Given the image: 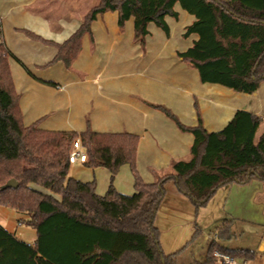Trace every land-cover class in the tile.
Returning <instances> with one entry per match:
<instances>
[{
    "label": "trees",
    "instance_id": "obj_1",
    "mask_svg": "<svg viewBox=\"0 0 264 264\" xmlns=\"http://www.w3.org/2000/svg\"><path fill=\"white\" fill-rule=\"evenodd\" d=\"M195 16L184 37L198 39L179 57L198 70L202 83L220 84L236 92L255 93L264 82V0H98L81 26L63 43L56 44L53 59L70 68L79 55L83 37L99 14L117 11L119 26L134 19L135 40L145 44L154 23L170 34L166 17L179 18L176 4ZM32 37H38L29 33ZM39 38V37H38ZM0 18V205L26 215L20 223L37 232L34 244L18 238L0 223V264H183V250L166 253L156 225L158 209L173 181L189 198L196 212L218 188L264 181V131L257 140L263 117L238 110L220 131L204 126L197 107L198 124L187 126L165 106L162 109L183 132L194 136L190 157L174 161L170 170L146 183L136 166L139 138L135 134L98 133L89 126L82 133L49 131L38 123H23ZM77 138L87 155L88 167L111 171L104 195L95 182L70 174V154ZM129 164L135 183L131 195L119 192L114 179ZM11 179L17 187L3 186ZM233 218L213 230L220 239H231ZM199 230L195 232L194 237ZM239 259H253L248 249H231L212 242L204 260L188 264H217L214 249Z\"/></svg>",
    "mask_w": 264,
    "mask_h": 264
},
{
    "label": "crops",
    "instance_id": "obj_2",
    "mask_svg": "<svg viewBox=\"0 0 264 264\" xmlns=\"http://www.w3.org/2000/svg\"><path fill=\"white\" fill-rule=\"evenodd\" d=\"M90 3L91 0H0L3 40L12 54L9 64L25 125L37 122L43 130L78 133L89 126L98 133L135 134L139 138L137 169L143 181L153 183L170 170L174 161L188 159L194 142L192 133L181 131L156 106H165L183 124L195 126L197 104L209 131L222 130L238 110L260 115L264 124V82L252 94L202 83L198 70L179 57V52L198 39L197 34L183 36L196 18L179 3L175 6L179 18L166 17L169 35L150 23V33L141 45L134 38V19L121 28L118 12L107 11L93 21L92 33L83 37L81 51L70 68L63 61L53 62L56 44L67 40L98 2L93 6ZM262 124L257 140L264 131ZM70 174L83 182L94 181L99 195H104L111 183L108 168L88 167L80 161L71 164ZM134 183L131 166L122 165L114 179L115 188L131 195ZM166 190L155 221L166 253L182 249L186 260H204L216 239L227 248L253 251V259H240L245 264H264L258 257L264 254V181L254 178L245 185L221 186L211 198L220 195L223 211L234 219L232 230L239 219L250 224L251 233L255 231V244L245 247L234 246L232 237L217 238L213 232L216 219L201 221L202 207L196 212L173 181L167 183ZM15 211L0 205L4 222L19 217ZM10 231L29 244L37 238L36 230L26 224Z\"/></svg>",
    "mask_w": 264,
    "mask_h": 264
},
{
    "label": "rangeland",
    "instance_id": "obj_3",
    "mask_svg": "<svg viewBox=\"0 0 264 264\" xmlns=\"http://www.w3.org/2000/svg\"><path fill=\"white\" fill-rule=\"evenodd\" d=\"M98 2V0H91L90 6L95 5ZM264 127V124H262V128ZM220 195H217L214 199H212L207 207H203L200 209V220L203 221H210L212 218H214L216 222V225L220 224L223 220L229 218L222 208L221 199L219 198ZM4 206V205H2ZM10 209V207H6ZM14 210V209H13ZM15 214H19V217L15 216L13 218H9L5 222L2 220L3 218L0 216V223L3 224L7 229L14 230L16 227L20 226L22 223H20V219L26 217V215L19 213L15 211ZM219 217V218H218ZM250 224L247 222H244L242 220L236 219L234 226H233V236H232V242L234 246H251L254 245V237H255V231L251 233L252 227H249ZM254 234V235H253ZM261 247V245H260ZM260 259H263L264 261V254L258 256ZM181 262L183 264H188L189 261L184 258V256H181Z\"/></svg>",
    "mask_w": 264,
    "mask_h": 264
},
{
    "label": "built area",
    "instance_id": "obj_4",
    "mask_svg": "<svg viewBox=\"0 0 264 264\" xmlns=\"http://www.w3.org/2000/svg\"><path fill=\"white\" fill-rule=\"evenodd\" d=\"M86 160H87V155L81 146V140L80 138H77L74 142V147L70 154V162L71 163L77 161L85 162ZM213 257L217 264H245L244 261L230 255L229 253L223 252L219 248L214 249Z\"/></svg>",
    "mask_w": 264,
    "mask_h": 264
},
{
    "label": "water",
    "instance_id": "obj_5",
    "mask_svg": "<svg viewBox=\"0 0 264 264\" xmlns=\"http://www.w3.org/2000/svg\"><path fill=\"white\" fill-rule=\"evenodd\" d=\"M17 186H18L17 180L11 179L3 186V189L8 188V187H17Z\"/></svg>",
    "mask_w": 264,
    "mask_h": 264
}]
</instances>
